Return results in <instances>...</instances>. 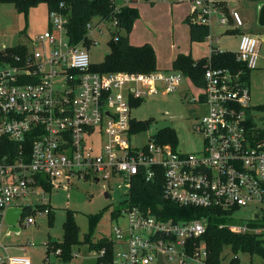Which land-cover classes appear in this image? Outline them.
Masks as SVG:
<instances>
[{"label": "built area", "instance_id": "1", "mask_svg": "<svg viewBox=\"0 0 264 264\" xmlns=\"http://www.w3.org/2000/svg\"><path fill=\"white\" fill-rule=\"evenodd\" d=\"M188 1L193 4L192 21L200 24H209L220 8L216 0ZM113 3L119 11L130 0ZM231 15L237 26L244 25L236 10ZM228 21L223 14L220 22ZM67 23L66 15L50 13V28L38 37L44 51L36 48L39 43L22 54L0 49V143L8 139L18 145L16 152L7 149L0 155V227L9 207L24 205L30 192L44 191L35 184L36 176L45 175L50 182L121 180L126 201L113 217L124 216L126 222L114 225L107 236L113 249L105 264H151L160 253L179 264H188V258L203 264L205 245L190 254L188 244L206 232L208 217L163 219L132 203L133 181L141 175L147 181L163 178L164 198L180 206L221 211L230 221L220 223V228L264 236V124L252 114L244 69L205 66V92L199 99L205 112L194 125L202 136L199 151L178 149L156 135L138 146L133 143L131 101L158 93L160 85L168 91L177 89L184 74L174 69L95 71L83 41H71ZM260 46L257 36L242 33L236 60L246 69L257 68ZM213 52L224 51L211 47L209 60ZM243 207L250 218L237 221L236 212ZM44 212H50L47 205ZM34 222L32 215L27 217V224ZM51 252L57 261L49 259ZM50 253L46 264H67L58 257L60 248ZM108 253L105 247L90 256L100 263ZM0 264L32 262L8 255L0 257Z\"/></svg>", "mask_w": 264, "mask_h": 264}, {"label": "rangeland", "instance_id": "2", "mask_svg": "<svg viewBox=\"0 0 264 264\" xmlns=\"http://www.w3.org/2000/svg\"><path fill=\"white\" fill-rule=\"evenodd\" d=\"M118 3L121 0H117ZM241 16L244 26L240 27L245 33L257 36L261 41L260 60L258 67L250 70L248 85L251 92V108L255 120L264 124V25L259 23V13L264 0H227ZM139 11V17L134 21L129 38L134 44L151 42L156 53L158 70L173 69V59L179 53L191 55L194 59L208 56L211 45L222 50L234 51L237 49L238 35L227 33V27L234 24H220L215 13L212 15L210 35L202 40L191 43L190 24L185 21L187 13H191L193 4L188 0H137L133 2ZM231 8V10H235ZM213 22V23H212ZM88 48L91 62L100 64L110 51V39L113 22L100 20L95 16L90 21ZM50 28V13L44 2L32 7L27 14L19 12L13 3H0V49H11L25 45L33 49L39 43L38 37ZM125 33L126 30H123ZM217 39V40H216ZM192 44V46H191ZM44 51L41 43L36 47ZM50 51V45L47 46ZM159 92L147 95L140 100H132L131 116L143 124L141 129L134 131L133 143L145 145L154 135L165 131L172 132L178 149L199 151L202 147V136L194 130V125L205 112V107L199 102L205 92L204 86L197 85L189 76H184L179 87L173 91L160 85ZM197 100V102L194 101ZM138 101V102H136ZM103 136H100V141ZM99 141V139H98ZM51 188L46 192H30L24 205L48 203L53 210L52 215L41 213V210L32 215L35 222L26 224L27 215L18 221V231H11L5 220L0 227V257L11 255L30 258L32 264H46L48 257L46 243L50 240H63L64 222L68 212L74 215L80 238L83 239L89 229V215L101 214L96 226L93 240L103 236H111L114 225L124 224L126 217L117 219L113 213L120 211L125 205V190L121 180L91 178H73L71 181L55 179ZM107 194V195H106ZM236 220L250 218L248 208H240L236 212ZM201 247H204L202 241ZM74 256L67 264H82L84 258L91 255L87 243L74 247ZM227 262L233 257L241 264H259L262 259L249 253L238 252L236 256L226 248ZM49 259L57 261L56 255L51 252ZM202 258V256H201ZM188 264H202L201 260L194 261L188 258ZM151 264H179L178 261L168 260L160 253Z\"/></svg>", "mask_w": 264, "mask_h": 264}, {"label": "trees", "instance_id": "3", "mask_svg": "<svg viewBox=\"0 0 264 264\" xmlns=\"http://www.w3.org/2000/svg\"><path fill=\"white\" fill-rule=\"evenodd\" d=\"M44 2L47 4L49 13L57 12L68 17L67 29L72 42L83 43L89 47L90 39L87 35V24L95 17L99 16L100 20L117 21L110 39V51L106 53L104 60L100 64L92 65V69L101 73H112L117 71L126 72H151L158 70L156 64L155 49L150 43L135 45L130 41L129 32L134 21L139 17V11L136 7L127 5L123 6L119 11L114 8L113 0H0V3H13L19 12L28 11ZM192 13L186 17V21L190 24V40L191 42L202 41L210 35V25L193 22ZM123 30H126L124 33ZM25 45H19L11 48V51L23 53ZM211 63L216 67H231L233 69H244V79L248 81L250 69H246L243 63L236 60V55L229 51L213 52L211 59L205 56L199 60H195L191 53H180L173 60V69L181 71L184 76L191 77L197 85L204 86L205 66ZM138 102V101H136ZM135 103V102H134ZM131 101V105H133ZM133 131H137L143 127V124L132 121ZM163 142H170L176 146V139L172 132H163L156 135ZM17 144L11 140L4 139L0 143V155L10 149L13 152L17 150ZM35 184H41L44 189L51 188V182L45 175L35 177ZM131 201L145 209H151L158 217L163 219H173L174 221H186L194 218L206 216L209 223L206 232L197 238H192L188 244L190 254L199 248L203 241L207 250V256L203 264H241L237 257H233L226 262L227 255L224 254L226 248L234 253L246 252L251 257L257 255L262 259L259 264H264V236L254 233H234L229 228H220L219 224L228 222L230 219L208 208L180 206L163 196V178L158 177L155 180L147 181L143 176L135 177L131 189ZM44 207L38 204L37 207L31 205L24 206V213L21 217L30 216ZM53 210L48 213L52 215ZM115 213V212H114ZM113 213V214H114ZM101 219V214L89 215V229L85 233L83 239L80 238L78 226L75 223L74 215L68 212L67 219L64 222L63 240H50L46 243L47 253L51 250L60 248L62 250L59 259L66 262L70 261L74 256V247L81 243H87L90 252L100 251L107 247L109 253L107 257H101L99 264H105L112 255L113 243L107 236L93 240V234Z\"/></svg>", "mask_w": 264, "mask_h": 264}, {"label": "crops", "instance_id": "4", "mask_svg": "<svg viewBox=\"0 0 264 264\" xmlns=\"http://www.w3.org/2000/svg\"><path fill=\"white\" fill-rule=\"evenodd\" d=\"M122 1V0H121ZM137 0H130V6H133V7H136V6H134V4H132L133 2H136ZM216 1H218L219 2V4H220V8L215 12V15H214V17L216 16V19H217V22L218 23H220V24H222L221 22H220V18L222 17V15L223 14H225V15H227L228 16V18H229V21H228V23L227 24H225V25H229V24H234L235 26H234V28L232 27H227L225 30H226V32L227 33H236L237 35H238V44H237V49H238V46H239V41H240V37H241V34L242 33H245V31L243 30V29H241L240 27H242V26H237L236 25V23H235V20L233 19V17H232V15H231V8H235L234 6H232L231 5V3H229V2H227V0H216ZM137 8V7H136ZM234 10V9H233ZM235 10H236V8H235ZM192 12H193V9H192ZM191 12V13H192ZM191 13H187V15H186V17L189 15V14H191ZM185 21H186V18H185ZM213 23V22H212ZM244 26V25H243ZM190 29V28H189ZM210 29H211V25H210ZM211 31V30H210ZM190 34V33H189ZM217 40V39H216ZM130 41H131V39H130ZM132 42V41H131ZM133 43V42H132ZM145 43H150L151 44V42H145ZM192 43V42H191ZM134 44V43H133ZM135 45H138V44H135ZM142 45V44H141ZM191 46H192V44H191ZM211 47H214V46H212L211 45ZM236 49V50H237ZM220 50H222V49H220ZM236 50H234V51H229V50H222V51H229V52H232V53H234L235 54V51ZM181 52H179L178 54H180ZM191 53V52H190ZM177 54V55H178ZM211 54V53H210ZM210 54L207 56V57H209L210 56ZM176 55V56H177ZM176 56L174 57V59L176 58ZM203 57H205V56H203ZM203 57H200V58H203ZM199 58V59H200ZM173 59V60H174ZM199 59H195V60H199ZM170 70H172V69H170ZM166 71H169V70H166ZM44 188V187H43ZM47 190L46 189H44V192H46ZM25 202V201H24ZM38 205V204H37ZM37 205L35 206V207H37ZM42 205H47L49 208H50V210H52L51 209V207H50V205L48 204V203H42ZM24 206H26V205H22V206H11V207H22L23 209H24ZM32 206V205H31ZM33 207V206H32ZM34 207V208H35ZM10 208V207H9ZM8 208V209H9ZM7 209V210H8ZM6 210V211H7ZM37 212V211H36ZM5 214H6V212H5ZM35 213H32L31 215H34ZM22 217V216H21ZM21 217L19 218V220L18 221H21ZM4 220H5V216H4ZM26 223V222H25ZM27 224V223H26ZM30 224V223H29ZM11 231H13V230H11Z\"/></svg>", "mask_w": 264, "mask_h": 264}, {"label": "water", "instance_id": "5", "mask_svg": "<svg viewBox=\"0 0 264 264\" xmlns=\"http://www.w3.org/2000/svg\"><path fill=\"white\" fill-rule=\"evenodd\" d=\"M259 23L264 25V6L261 7L259 13ZM107 195V194H106ZM24 209L22 207H10L5 214V221L9 225L10 230L18 231L17 223L19 218L23 215ZM99 258L96 256H88L84 258L82 264H98Z\"/></svg>", "mask_w": 264, "mask_h": 264}]
</instances>
